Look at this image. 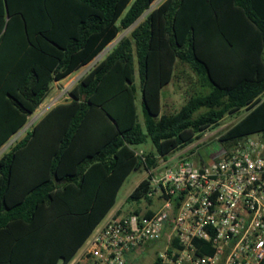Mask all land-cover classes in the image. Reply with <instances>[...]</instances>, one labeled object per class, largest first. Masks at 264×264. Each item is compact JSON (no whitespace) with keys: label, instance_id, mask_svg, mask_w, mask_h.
Listing matches in <instances>:
<instances>
[{"label":"trees","instance_id":"16d2710c","mask_svg":"<svg viewBox=\"0 0 264 264\" xmlns=\"http://www.w3.org/2000/svg\"><path fill=\"white\" fill-rule=\"evenodd\" d=\"M155 1L0 0V149L56 81L136 24L0 156V264H68L134 170L185 148L226 116L247 110L221 144L264 133V0H163L152 8ZM174 78L188 79V99L162 113V88ZM148 140L155 148L144 161L136 151ZM29 164L35 177L24 176ZM148 186L144 178L128 200L140 203ZM195 242L200 253L213 252Z\"/></svg>","mask_w":264,"mask_h":264},{"label":"built area","instance_id":"2783aa9c","mask_svg":"<svg viewBox=\"0 0 264 264\" xmlns=\"http://www.w3.org/2000/svg\"><path fill=\"white\" fill-rule=\"evenodd\" d=\"M53 102L40 105L25 129ZM136 153L146 160L143 150ZM145 178L146 209L113 212L68 264H143L132 256L158 242L151 264H264L263 132L221 144L209 161L161 156ZM196 239L213 252L200 253Z\"/></svg>","mask_w":264,"mask_h":264},{"label":"rangeland","instance_id":"374dc122","mask_svg":"<svg viewBox=\"0 0 264 264\" xmlns=\"http://www.w3.org/2000/svg\"><path fill=\"white\" fill-rule=\"evenodd\" d=\"M163 0H156L152 8L157 6L159 3H161ZM144 17V16H143ZM143 17L140 18L139 21L143 19ZM136 25V24H135ZM134 25V26H135ZM123 30L120 35L117 37L116 40H114L111 44L117 43L122 37L125 35H128L131 31V29L134 27ZM110 44V45H111ZM109 50H105L99 57H96L91 63L80 69L79 71L74 72L70 76H68L66 79H64L60 84L55 85L54 91L51 92V94L48 96V98L41 104L47 105L51 98H54L55 103H61L66 101L69 98V91L72 88V86L79 81V79L87 73L99 60H101ZM136 76H137V85H138V91H137V99H136V105L138 109V114L140 117V121L144 124V111H143V105H142V91L140 88V76H139V69L137 65L136 70ZM188 79L182 78L180 80H176L175 78L165 85L162 88L161 92V100H162V113L166 114H172L176 113L180 110V108L183 106V104L188 99ZM66 92V94H61ZM53 102V103H54ZM51 103V104H53ZM51 104L48 105V107H51ZM40 106V107H41ZM40 107L29 117L28 122L26 125L18 132L12 139H21L30 129H32L33 125L37 122H35L33 125H31L28 129H25L27 124L31 121V119L35 116L37 111L40 109ZM247 113V110L244 108L235 115H229L226 116L221 124L217 126L214 129H210L202 134V136L199 139H196L193 143L186 146V150L188 151V157L193 161H209L211 159V156L221 147V142L219 141L220 136L222 133H224L229 127H231L234 123H236L239 119H241L245 114ZM40 118V117H39ZM39 118L37 120H39ZM10 141H8L5 147H3L2 150H10L11 147L15 144H10L8 146ZM8 146V147H7ZM138 149H144L145 151H149L154 149V144L151 140H148V142L140 144L137 146ZM184 149V148H183ZM1 150V152H2ZM6 150V151H7ZM182 150V149H181ZM181 150L176 151L174 153L178 154L181 153ZM172 153V154H174ZM184 155V154H183ZM186 156V155H184ZM181 156L176 155H170L168 158L171 159V161L176 162ZM146 175V167H142V169L134 170L128 178L125 180L123 186L121 187L117 203H121L123 200H125L123 204V212L127 211L131 206H136L132 208V210L139 207L140 209H144L143 206H137L138 202L127 200L128 193L132 188L134 187L137 180L144 177ZM144 202V201H143ZM148 203V201H145ZM144 202V204H145ZM163 246L162 243L158 242L154 245L142 247L139 249L138 252V259L136 260L138 263L147 264L149 263L153 257L155 256L157 250L161 249ZM84 247L82 248V250ZM81 250V251H82Z\"/></svg>","mask_w":264,"mask_h":264},{"label":"crops","instance_id":"0c3cea01","mask_svg":"<svg viewBox=\"0 0 264 264\" xmlns=\"http://www.w3.org/2000/svg\"><path fill=\"white\" fill-rule=\"evenodd\" d=\"M85 67V66H84ZM83 68V67H82ZM81 68V69H82ZM80 70V69H79ZM78 70V71H79ZM66 79V78H65ZM63 80H61V81H56L55 83H54V85H53V90L52 91H54V87H55V85H57V84H60L61 82H62ZM61 94H66V92H64V93H61ZM70 97V96H69ZM56 104H58V103H56ZM56 104H54V105H56ZM53 105V106H54ZM53 106H51L50 108H52ZM49 108V109H50ZM48 109V110H49ZM47 110V111H48ZM46 111V112H47ZM45 112V113H46ZM44 113V114H45ZM43 114V115H44ZM42 115V116H43ZM41 116V117H42ZM40 117V118H41ZM39 118V119H40ZM38 121V120H37ZM13 139H10L9 141L11 142ZM20 139H16L15 140V143L17 142V141H19ZM7 144H5L3 147H5ZM3 147L0 149V156H2L3 155V153L4 152H6V150L7 149H5V150H2L3 149ZM187 148L185 147L184 149H182L181 150V154L183 155H186V156H188V154H186V153H188V151L186 150ZM1 150H2V152H1ZM137 150H143V151H145L144 149H138L137 148ZM8 151V150H7ZM44 156L42 155V154H32L31 156H29V157H27V158H29V160H36V159H41V158H43ZM31 166H35V164H33V165H31ZM30 166V164H29V167L25 170V173H24V176L25 177H30V178H32V177H35L37 174V172L38 171H35V169L34 168H30L31 167ZM146 177V175L144 176V177H142V178H140L139 180H137L136 181V183H135V185H134V187L132 188V190H130V192L128 193V197H129V195L132 193V191L138 186V184L144 179ZM124 184V183H123ZM123 186V185H122ZM121 189V188H120ZM120 191V190H119ZM118 194H119V192H118ZM117 199H118V195H117ZM127 200H128V198H127ZM145 202V200H142L140 203H138V205L137 206H143L144 207V209H141V210H145L146 209V207L148 206V203H146L145 202V204H144V202ZM124 202H125V200H123L121 203H117L116 202V204L114 205V207L110 210V212L107 214V216L100 222V224L95 228V230L98 228V227H100L106 220H107V218H108V216H110L113 212H115L116 210H119V212H122V213H127V212H129L130 210H132V208H134V207H136V206H131L127 211H125V212H123V204H124ZM137 208H139V207H137ZM136 208V209H137ZM94 230V231H95ZM94 231H93V233H94ZM92 233V234H93ZM91 234V235H92ZM91 235L88 237V239L86 240V242L89 240V238L91 237ZM86 242L84 243V245L78 250V252L76 253V256H77V254H79L80 252H81V250H82V248L85 246V244H86ZM138 252H139V249L136 251V253L137 254H135V255H133L132 256V260L134 261V262H137L136 260L138 259ZM156 255V254H155ZM154 258H155V256L153 257V259L149 262V263H147V264H151L152 262H153V260H154ZM63 263V261L62 260H60L57 264H62Z\"/></svg>","mask_w":264,"mask_h":264},{"label":"water","instance_id":"95a60500","mask_svg":"<svg viewBox=\"0 0 264 264\" xmlns=\"http://www.w3.org/2000/svg\"><path fill=\"white\" fill-rule=\"evenodd\" d=\"M116 43H114V44H111V45H109L108 47H106L97 57H99L105 50H110L114 45H115Z\"/></svg>","mask_w":264,"mask_h":264}]
</instances>
